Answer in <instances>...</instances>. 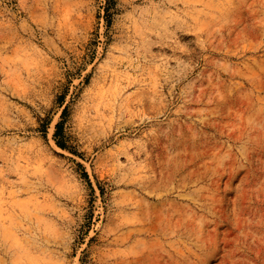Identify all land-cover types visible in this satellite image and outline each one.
I'll list each match as a JSON object with an SVG mask.
<instances>
[{
    "label": "rangeland",
    "instance_id": "374dc122",
    "mask_svg": "<svg viewBox=\"0 0 264 264\" xmlns=\"http://www.w3.org/2000/svg\"><path fill=\"white\" fill-rule=\"evenodd\" d=\"M0 264H264V0H0Z\"/></svg>",
    "mask_w": 264,
    "mask_h": 264
},
{
    "label": "trees",
    "instance_id": "16d2710c",
    "mask_svg": "<svg viewBox=\"0 0 264 264\" xmlns=\"http://www.w3.org/2000/svg\"><path fill=\"white\" fill-rule=\"evenodd\" d=\"M108 21H109V20L107 19V23H108ZM60 125H61L60 122L56 124V132H55V135H57V133H58V131H59V129H60ZM56 142H57V141H56ZM57 144H58V146H62V145H61L60 143H58V142H57Z\"/></svg>",
    "mask_w": 264,
    "mask_h": 264
}]
</instances>
